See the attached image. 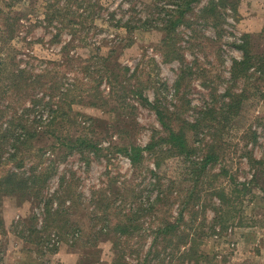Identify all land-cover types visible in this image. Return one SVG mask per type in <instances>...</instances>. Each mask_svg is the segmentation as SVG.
Here are the masks:
<instances>
[{
  "label": "rangeland",
  "instance_id": "374dc122",
  "mask_svg": "<svg viewBox=\"0 0 264 264\" xmlns=\"http://www.w3.org/2000/svg\"><path fill=\"white\" fill-rule=\"evenodd\" d=\"M180 1L0 0V130L20 142L19 126L37 130L2 168L45 181L2 199L0 264H264V75L234 66L245 35L264 57V0H200L179 16ZM184 142L186 159L168 156ZM158 177L183 192L170 217L157 209L120 249L94 233L127 226L118 210L154 198Z\"/></svg>",
  "mask_w": 264,
  "mask_h": 264
},
{
  "label": "trees",
  "instance_id": "16d2710c",
  "mask_svg": "<svg viewBox=\"0 0 264 264\" xmlns=\"http://www.w3.org/2000/svg\"><path fill=\"white\" fill-rule=\"evenodd\" d=\"M199 1L200 0H181L180 3L177 4V6L174 2V7L176 6L175 7L176 10L173 11V14L178 13L180 16L183 14L184 10L186 11V10H188V8L189 9L193 8V4L195 6L196 3H198ZM210 2H212V0H210ZM166 14L168 15V13H166ZM173 14H169L170 16H167L168 17L167 22L171 21V19L174 16ZM250 39H251V36H249V35L242 36V39L240 40V42L242 41V46H240V48H239V49H241L242 54H243L242 60L240 62H236L234 64V66H236V71H239L241 74H244V75L249 74L250 75V73H249L250 71L251 72L253 71V73H254V71H256L259 74H261V76H262V75H264V64L263 63L257 64V61L255 62V60L264 61V57L260 54H256V55L250 54V52H249V40ZM0 93H1V91H0ZM50 111L51 112H49V114L46 116V118L48 120L46 123L54 122L56 117H57L56 114L59 112V111H56V109L50 110ZM1 112H2V110L0 111V113ZM156 115H160L163 119V114L157 110H156ZM0 117H1V115H0ZM38 120H39V118H38ZM90 122H89L90 125L95 124L91 120H90ZM7 126H9V125H7ZM19 127H20V129H23V133L21 135V138H23V140L21 142L19 141V137L15 135L14 130H12L10 128H8V129L5 128V130H0V229L1 230L3 229V222H2V218H1V202H2V199L4 197H7V196H17L19 198H25V199H28V196L29 197L30 196L31 197L32 196L37 197L40 189L42 188V186H44V182H45V181H43V180L41 181L39 179L40 176H32L29 179H24L22 176L8 172L2 168V166H4V161H2V156H3L4 152L6 151V149L11 148V147L14 149L18 148L16 146L17 143L25 144L27 141H29V140H27L29 134L33 133L35 135L34 131H37L36 128H33V130H34L33 132H28L26 130V127L25 128H24V126H19ZM179 129L180 128H178V130ZM8 130H12V131H8ZM47 133L48 132H46V134ZM40 134L45 135V132L44 133L40 132ZM40 134H39V136H40ZM173 136L176 139L178 137H180L179 135H176V134H173ZM170 146L171 147H168V149H167L168 156H173V157L174 156H177V157L182 156L183 158L186 159L185 155L188 157L189 153H191L190 150L186 148L185 142L183 143V145L180 148V149H182V152L176 151L174 146H172V145H170ZM88 147H90V146H88ZM129 151L134 152V154L136 155V159H138V160L140 159V154H139L137 149L133 148L132 150H129ZM130 152H128V154H127L128 156H130ZM130 159H131V157H130ZM131 160L133 162H135V160L133 158ZM138 160H137V162H138ZM144 160H145V158L142 159V157H141L139 162L141 163ZM196 164H199V163H196ZM196 164L193 162L187 163V168L190 169V172L187 173L188 176L191 177L194 174L195 177H198L195 173V170H192V168L195 169L194 166ZM149 173L153 174L151 171H149ZM154 182H155V178L153 179V181L149 180L148 184L152 185V184H154ZM157 183L159 184V189H158L157 193L155 194V197L153 194L154 198L147 200V198H142V196H143L142 192L139 194L136 193L137 198H140L138 200V203H137V200L135 198V200H133V202H131L133 204V206L128 208V210H124V211L118 210L119 212H117V213H119V214H117V216H119V217L122 216L123 219H126V225L127 226H125V227H119V226L113 227L110 230L106 229L105 227H103V228L101 227L99 230H95L94 229L95 226L93 224L92 229H94V233L96 235H104L105 234L110 239H112V241H115V240L119 241V244L117 241L113 242V246H114V248L120 249V246H121L120 240L125 239V238H123V236H125L126 238L128 237L127 238L128 240H131V238H136L137 236H141L139 234V231L142 230L143 228L140 225V221H142L143 219H146V217H148V216H150V217L154 216V213H156L157 209H161V210L165 209L166 210V211H163L165 213L164 219L167 217H170L168 215H169L170 211H172L173 205L175 203H177L178 200H180V197L182 196L183 192H180V193L179 192H173L172 189H170L168 191L169 187L167 188L166 180H163L159 177L157 178ZM171 184L172 185H170V186H173L175 184V182H172ZM115 203H110V201L108 199V202H106V205L104 208L105 211L108 213L111 208L114 209L116 207L120 209V206L116 205ZM182 205L185 206L183 203H182ZM120 211H122V212H120ZM125 212H126V214H124ZM55 213L58 214V212H55ZM48 215H49V211H48ZM34 218L35 217H33V219ZM110 219H111V217L109 216V214H107V216L104 218V221L110 224V222H111ZM94 220H96V219H94ZM167 220L168 219L161 221V223H164V224H160L159 227L156 226L155 229L152 231L153 239H152V243L150 242V239H149V245L147 242V244H146V248L148 249L147 251H149V249L155 245V240L159 239L158 235L163 234L162 230H165V229L171 230V229L175 228L176 227L175 225H177L182 220V217L180 215L178 217V220L176 221V223L174 222L173 225L169 224L167 222ZM129 226H132L135 230L134 231L132 230L133 232L129 231ZM95 231H98V232H95ZM135 231H137L138 234H135ZM149 236H150V234H149ZM142 238H141V240H142ZM117 262H118V264H124L122 258L121 259L119 258Z\"/></svg>",
  "mask_w": 264,
  "mask_h": 264
},
{
  "label": "crops",
  "instance_id": "0c3cea01",
  "mask_svg": "<svg viewBox=\"0 0 264 264\" xmlns=\"http://www.w3.org/2000/svg\"><path fill=\"white\" fill-rule=\"evenodd\" d=\"M2 222H3V230L5 229V231L6 230H8L10 227H9V224H8V222L6 221V219H3L2 220ZM4 232V231H3ZM59 254V251L56 253V255H58ZM62 260V259H61ZM62 262V261H61ZM63 263V262H62Z\"/></svg>",
  "mask_w": 264,
  "mask_h": 264
}]
</instances>
